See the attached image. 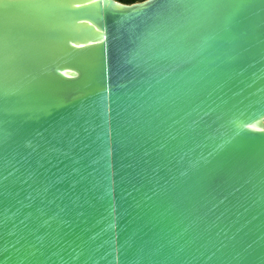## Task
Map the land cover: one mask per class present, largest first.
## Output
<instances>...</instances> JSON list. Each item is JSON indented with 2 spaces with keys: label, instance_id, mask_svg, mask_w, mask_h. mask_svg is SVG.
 Here are the masks:
<instances>
[{
  "label": "water",
  "instance_id": "95a60500",
  "mask_svg": "<svg viewBox=\"0 0 264 264\" xmlns=\"http://www.w3.org/2000/svg\"><path fill=\"white\" fill-rule=\"evenodd\" d=\"M0 264H264V0H0Z\"/></svg>",
  "mask_w": 264,
  "mask_h": 264
},
{
  "label": "bare ground",
  "instance_id": "6f19581e",
  "mask_svg": "<svg viewBox=\"0 0 264 264\" xmlns=\"http://www.w3.org/2000/svg\"><path fill=\"white\" fill-rule=\"evenodd\" d=\"M72 5H80V4H86L90 3L93 0H66ZM254 128H259L260 126L258 124H253L252 125Z\"/></svg>",
  "mask_w": 264,
  "mask_h": 264
},
{
  "label": "flooded vegetation",
  "instance_id": "af4514ba",
  "mask_svg": "<svg viewBox=\"0 0 264 264\" xmlns=\"http://www.w3.org/2000/svg\"><path fill=\"white\" fill-rule=\"evenodd\" d=\"M119 2H122V3H133L135 2V0H117Z\"/></svg>",
  "mask_w": 264,
  "mask_h": 264
}]
</instances>
